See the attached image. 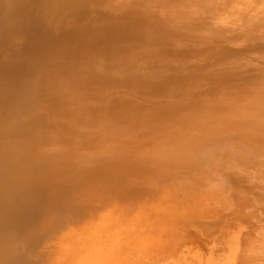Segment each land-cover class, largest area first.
I'll return each instance as SVG.
<instances>
[{
    "label": "rangeland",
    "instance_id": "rangeland-1",
    "mask_svg": "<svg viewBox=\"0 0 264 264\" xmlns=\"http://www.w3.org/2000/svg\"><path fill=\"white\" fill-rule=\"evenodd\" d=\"M194 1L114 0L103 9L115 18L134 10L138 16L159 17L167 23L165 32H158L157 28L147 30L148 40L153 42L145 41L131 48L132 44L125 41L120 46L125 52L121 61L138 62L145 73L144 81L151 82L154 74L150 73V63L160 60L171 64L158 76L167 81L177 75H195L201 66H228L219 78L204 81L207 83L193 90L146 95L119 85L101 94L93 93L87 105L100 109L115 101H130L139 107V114L148 115L172 103L187 107L194 93L211 100L214 96L208 94L210 90L233 84L231 94L220 99V113L196 116L177 124L157 121L155 134L135 137L126 150H130L128 154H136L143 145L159 162L163 157L156 150L165 148L161 143L155 146L156 140H170L185 130L215 126L227 120L253 123L250 137L262 132L258 129L264 127V1ZM257 7L263 10L257 11ZM91 18L98 22L100 16L94 12ZM245 18L252 19L248 25L253 30L244 31L240 21ZM88 22L82 20L79 25L86 26ZM11 25L9 20L0 25L1 37ZM43 25L47 34H58L56 20L46 19ZM28 43V34L19 32L14 50H24ZM77 48L76 44L66 43L53 51L59 54ZM28 58L21 65L29 69L33 59ZM167 59L176 61L171 63ZM82 62L87 61L62 64L58 70L80 77L84 84H90L93 76L108 72L115 77L133 76L132 72L115 69L114 59L99 56L95 62ZM179 66L181 69L177 70ZM23 113L31 117L44 112L24 109ZM66 122L68 119L62 118L61 124L68 125ZM78 132L81 141L87 136L94 145L106 139V131L100 126H81ZM240 133L214 132L203 153L181 152L171 160V167L163 170L167 174L149 171L151 175L141 180L133 178L135 194L111 193V187H107L93 201L79 200L73 204L75 209L40 228L27 245L19 229H6L2 237L17 251L12 257L0 253V264H264V148L236 139ZM59 151L66 152L67 146L57 144L44 149L52 154ZM92 151L84 146L79 154Z\"/></svg>",
    "mask_w": 264,
    "mask_h": 264
},
{
    "label": "bare ground",
    "instance_id": "bare-ground-1",
    "mask_svg": "<svg viewBox=\"0 0 264 264\" xmlns=\"http://www.w3.org/2000/svg\"><path fill=\"white\" fill-rule=\"evenodd\" d=\"M113 1L0 0V25L6 24L8 20L12 24L4 31L3 36H0L2 256L12 257L17 251L10 241L2 237L6 229H19L27 245L40 228L58 220L59 215L75 209L73 204L79 200L93 201L107 187H111V193L135 194L137 189L132 184L133 178L141 180L145 175H151L149 171L156 175L163 173V170L171 167V160L183 151L194 150L203 153L206 141L214 132L221 135L230 130H238L241 133L236 139L249 145L259 144V147L264 148V127L258 129L261 133L257 131L250 137L249 130L252 129L253 123H235L227 120L215 126L185 130L170 140H156L155 146L161 143L162 148H165L156 150V154L159 153L163 157L159 162L154 161V157L143 145L136 154H128L130 150H126L135 137L155 134L157 128L154 124L157 121L177 124L196 116L220 113V99L231 94L233 84L210 90L208 94L214 96L211 100L194 93V99L187 107L179 108L172 103L160 110L158 107V112L153 111L148 115L139 114V107L130 101H115L100 109L87 105L93 98V93L101 94L119 85L140 90L141 94L146 95H174L178 89L193 90L204 81L219 78L228 66H201L195 75H177L167 81L158 76L171 64L160 60L157 64L150 63V73L154 74L151 82L144 81L142 78L145 73L139 68L138 62L121 61L125 52L120 46L125 41L132 44L131 48L145 41L147 43L151 40H148L150 36L146 34L147 30L157 28L158 32H165L167 23L159 17L138 16L134 10L123 17L115 18L103 11ZM263 9L258 8L257 11ZM94 12L100 16L98 22L91 18ZM46 19L57 21V35L46 33L43 25ZM82 20L89 21L88 25L80 26L79 22ZM251 21L252 19L249 21L246 18L240 21L244 31L253 30L248 25ZM23 31L28 34L29 43L24 50L18 52L14 50V40L16 35ZM66 43L76 44L79 48L57 52L59 54L53 51ZM28 56L33 59V63L28 64L31 66L29 69L21 65ZM99 56L114 59L115 69L132 72L133 76L115 77L108 72L93 76L90 84H84L80 77L74 78L72 73L58 70L62 64L74 65L76 61L92 63ZM230 60L232 61V58ZM168 61L171 62L170 59ZM179 69L180 66L177 70ZM57 71L60 73L57 74ZM245 88L243 91L247 90ZM24 109L30 112L43 110L44 113L27 117L23 113ZM62 118L68 119V125L61 124ZM81 126L103 127L106 139L96 145L90 142L87 136H83L81 141L78 132ZM143 140L142 138L139 141ZM57 144L66 145L67 151H59L57 154L44 152L47 146ZM84 146H89L93 151L87 155L79 154L80 148Z\"/></svg>",
    "mask_w": 264,
    "mask_h": 264
}]
</instances>
